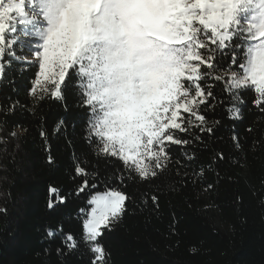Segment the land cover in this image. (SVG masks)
Segmentation results:
<instances>
[{
  "label": "snow or ice",
  "instance_id": "1",
  "mask_svg": "<svg viewBox=\"0 0 264 264\" xmlns=\"http://www.w3.org/2000/svg\"><path fill=\"white\" fill-rule=\"evenodd\" d=\"M14 62L37 68L27 90L34 101L49 95L67 109L73 96L86 109L84 141L97 157H114L148 181L168 167L170 145L189 144L174 130L194 126L213 135L219 121L207 117L220 94L228 96L231 120L243 119L245 90L264 108V0H0V81ZM17 106L24 107L0 104V117L15 115ZM64 126L61 119L56 130ZM232 140L239 150L236 133ZM75 171L85 173L79 165ZM86 187L87 179L78 191ZM127 199L110 189L89 201L81 239L95 254L92 264H104L98 238L113 230ZM61 243L69 253L79 247L71 233Z\"/></svg>",
  "mask_w": 264,
  "mask_h": 264
},
{
  "label": "trees",
  "instance_id": "2",
  "mask_svg": "<svg viewBox=\"0 0 264 264\" xmlns=\"http://www.w3.org/2000/svg\"><path fill=\"white\" fill-rule=\"evenodd\" d=\"M18 33L25 40L19 25ZM35 71L14 62L5 68L9 79L0 81V104L19 100L24 106L0 117V209H6L0 212V264H92L95 254L81 239L83 220L89 198L110 189L128 199L113 230L98 238L104 264H264V108L253 103V90H245L240 120L229 119L228 96L220 94L207 117L210 124L219 121L211 137L194 126L174 130L189 144L170 145L168 167L142 181L121 161L99 158L85 144L86 109L73 96L67 109L49 95L33 100L27 90ZM61 119L65 126L57 131ZM77 165L84 174H76ZM85 179L88 187L78 191ZM49 229L57 232L55 239ZM68 233L79 242L71 253L61 243Z\"/></svg>",
  "mask_w": 264,
  "mask_h": 264
},
{
  "label": "rangeland",
  "instance_id": "3",
  "mask_svg": "<svg viewBox=\"0 0 264 264\" xmlns=\"http://www.w3.org/2000/svg\"><path fill=\"white\" fill-rule=\"evenodd\" d=\"M95 195H96V194H95ZM93 196H94V195H93ZM93 196H92V197H93ZM92 197L89 198L88 202L92 199ZM91 207H92V205L89 204V209L86 211V213H87L88 211L91 210ZM85 217H86V216H85ZM86 218H87V217H86ZM86 218H85V219H86Z\"/></svg>",
  "mask_w": 264,
  "mask_h": 264
}]
</instances>
